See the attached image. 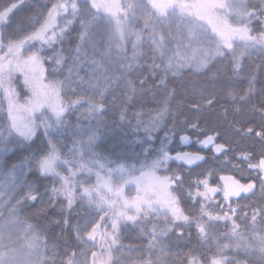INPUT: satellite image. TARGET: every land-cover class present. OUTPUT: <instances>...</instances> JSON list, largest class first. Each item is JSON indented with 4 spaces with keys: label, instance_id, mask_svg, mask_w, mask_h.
I'll use <instances>...</instances> for the list:
<instances>
[{
    "label": "snow or ice",
    "instance_id": "snow-or-ice-1",
    "mask_svg": "<svg viewBox=\"0 0 264 264\" xmlns=\"http://www.w3.org/2000/svg\"><path fill=\"white\" fill-rule=\"evenodd\" d=\"M137 10L145 18L144 29L132 32L127 21L129 14H135ZM217 12L219 14H214ZM172 17L184 23L176 26L175 33L158 32L157 28H162L163 23ZM185 17L190 19L184 20ZM74 21L80 25L77 32L79 43L74 49L69 46L58 51L56 45L70 44ZM199 21H206L207 26ZM144 30H147L146 36L141 34ZM105 35L109 36L108 47L98 49V38ZM130 35L135 36V41H132L133 55L129 59L124 42ZM142 41H150L149 52L144 54L152 60L147 66L148 76L143 75L141 64L139 48ZM173 42L175 48L167 46ZM86 46H90L94 54H99L101 60L82 55ZM249 49L261 54L260 63L254 68H242L241 59L245 54L251 56ZM49 51L52 55L46 54ZM0 52H3L0 55V91L7 100L10 120L8 138H0V158L15 149L28 153L18 165H12L8 179L20 189L21 198L17 205L30 206L31 215L37 219L35 226L27 224L25 229L30 236L26 253L11 242L5 243L0 232V264H78L76 253L69 251L71 244L58 258L57 240L74 241L85 251L91 243L93 248L102 250L100 253L92 251V264H113L111 253L120 244V234L129 223L147 238L148 250L162 245L167 247L165 238L184 242L189 250L178 254L173 264H245V261L247 264H264V87L258 93L255 87L257 83L264 84L257 79V73L264 72V0H137L136 4L124 5L119 0H54L50 7L40 4L39 0H8L6 4L0 0ZM114 56L122 58L115 68L112 64ZM69 60L73 68L91 60L93 74L87 81L89 87L80 88L76 93L80 98L65 103L61 92L76 81L70 77L64 81L56 80L55 73L61 65L67 66ZM46 61L52 63L49 76L53 79L45 76ZM213 62L230 67L232 76H246L248 87L244 95L231 90L236 84L232 77L225 78L218 67L215 72L208 67ZM185 67L201 74L192 83L193 94L198 99L192 102L186 119L173 122L171 128L164 124V137L159 140L158 147L145 148V145H155L158 137H154V133L165 117L172 115L166 105L175 98V90L169 89L168 75H175ZM17 72L23 74V83L31 93L23 103L19 102L13 87ZM132 72L136 73V78L127 79ZM93 80L98 84H93ZM80 83L84 81L81 79ZM108 85L123 88L120 96L112 93L113 108L117 100L121 105H143L149 92L164 93L156 117L147 123L138 120L135 126L136 131L144 128L143 140L137 141L141 144V153L147 151L149 156L156 158L139 169L129 165L127 178L125 166L118 165L120 185L115 187L110 178L102 179L99 172L95 185H88L84 175L90 176L94 167L104 170L115 163L88 151L94 145L98 129L65 123L66 113L84 99L81 93L89 90L91 96L86 101L85 118L103 113L107 108L104 96ZM253 93H257L255 103ZM221 98L242 103L228 109L220 104ZM218 107L224 108V112H217L215 120L205 118L206 113L216 112ZM229 113L233 117L230 122ZM172 118L178 120V116ZM221 118L228 123L232 135L222 130ZM120 119H127L123 110ZM69 131L73 137L72 147L64 153L62 148L67 145L62 137ZM84 136L87 140L83 139ZM222 136L226 137L224 142L218 143ZM236 137L239 141L233 150ZM173 143L182 147L195 144L198 150H176L173 155ZM205 150L211 156L200 154ZM230 152L238 153L246 168L232 164ZM85 156L90 159L86 160ZM209 161H215L219 169ZM169 162L176 167L172 168ZM6 163L4 160L0 167ZM229 164L237 172L248 171V182L221 177L231 183L211 187L209 178ZM162 167L171 175H157ZM196 168L201 171L196 172ZM111 172L112 169L108 168L109 177ZM30 174H35L33 179L28 178ZM194 175L198 177L195 180ZM201 176L204 178L200 179ZM130 183L137 186V194L124 197L123 185ZM102 190H106L105 195H99ZM257 190L260 203L252 205L250 215L239 207L238 200L233 201L234 197H255ZM94 192L97 195H93ZM218 193H222V203L214 202ZM182 203L186 206L183 209ZM240 220L251 229L247 238L240 230ZM220 222L227 229L223 239L234 241L232 244L219 242ZM56 228L58 233L52 231ZM44 235H51V245L47 239H41ZM193 240L205 252L215 242L211 259L190 247ZM229 247L242 250L245 260L228 258L226 250ZM46 250H50L51 255H47ZM163 252L161 248V255ZM143 264L154 262L144 260Z\"/></svg>",
    "mask_w": 264,
    "mask_h": 264
},
{
    "label": "trees",
    "instance_id": "trees-1",
    "mask_svg": "<svg viewBox=\"0 0 264 264\" xmlns=\"http://www.w3.org/2000/svg\"><path fill=\"white\" fill-rule=\"evenodd\" d=\"M8 0H3V3H7ZM54 2V0H39L40 4H47L48 6H51V3ZM136 4L137 0H127L125 1V4ZM134 19H140L142 17L139 10L135 14L130 13L129 14ZM143 18V17H142ZM141 18V19H142ZM140 19V20H141ZM145 20V18H143ZM253 27H255V24H253ZM80 28V25L78 22L73 25V31L71 33V40L70 44H64V45H56L57 50L59 51L61 47L68 48L71 46L73 49L76 47V45L79 43V40L77 39V32ZM106 32L107 29H104ZM105 36L102 38H98L97 48L98 49H105ZM144 42V41H143ZM88 50L93 53L92 48L88 49L85 48V51L88 52ZM149 52L148 48V42H144L142 44V51H141V64L143 65V75L148 76V65L152 63L151 58L146 57L144 54ZM251 56L249 57L248 54H246L242 60H241V67L248 66L249 68H254L256 65L260 63V56L261 54L256 50L250 52ZM47 55H52L51 51L46 53ZM67 53H65V56L67 57ZM88 57H92V54L88 52ZM99 55V54H95ZM100 56V55H99ZM157 62V61H156ZM227 63V62H226ZM118 67V66H116ZM209 68L212 69L213 72H215L216 68H220V73L225 78L232 77L234 81H236L235 87L231 89L232 91L238 93L239 95H244V92L247 90L248 87V81L245 75L240 76H232L231 68H225L224 65H216L215 62L212 64H209ZM45 68H46V75L48 79H53L52 76H49V73L52 72L53 66L51 61L45 62ZM207 71V69L205 70ZM78 74V75H77ZM92 66L91 64L88 65L87 63L83 64L81 68H73L72 62L69 60L67 66L61 65L60 69L55 73V79L59 81H64L69 76L73 77L74 81L76 83H73L71 85H67L64 88V91L61 92L62 96L69 100H77L80 97L76 95V93L80 92V88H88V79L89 77H92ZM119 74V73H117ZM201 77L200 73H194L192 69H186L181 74L176 76H170L168 77L169 80V89L175 90V98L169 100V111L172 113V115L166 116L162 126L159 128V130L155 133V137H158L156 140L155 145H151L152 147H158L159 146V140H161L162 136L164 135V124L166 123L169 128L172 127V123L176 122L178 123L180 120H184L187 118L189 113V109L191 108V104L194 101V99H198V96H194V89L192 87V83L197 81ZM136 73L132 72L128 74L127 79H135ZM81 79L84 81V83H80ZM257 79L258 81H264V72H258L257 73ZM149 80L151 81L152 78L149 77ZM18 89L20 92H23L22 86L17 82ZM93 84H98V81L93 80ZM158 83V81H157ZM80 85L78 87L77 85ZM100 87H104L105 85L99 84ZM108 91L105 93L104 96V103L107 105L106 110L103 113H97L93 114L91 119L85 118V113L87 112V99L91 96V91L89 90L86 93H81V95L84 97L82 102H84V105H80L75 107L73 110H71L68 113V116L65 120L66 125L70 126H77L79 125V122H81V127L84 126H91L94 129H98L97 131V138L94 142V145L90 150L93 149V151H97L100 155L105 157L106 159L110 161H115L116 163H125V164H131L136 163L137 158L139 157L138 154H140V147L141 144L138 143L136 140V136L141 134L140 131L135 130V126L138 122V120H141L142 118L148 117L150 114H152L155 110L159 109L161 107V104L159 103L163 97L164 93L163 91H157L155 93L149 92L148 93V100L143 105L136 104L135 106H131L130 104L121 105L119 100L116 101V107L113 108V95L112 93L115 92L116 96H120L123 92V88H113L111 85L107 86ZM257 93L261 89V87H264V84L257 83L256 84ZM257 93H253V102L255 103V96ZM239 103L233 101L232 99H224L221 98L220 104H223L225 108L231 109L234 106H239ZM179 108V112H178ZM124 111L126 113L127 119L121 120L120 114L121 111ZM217 112L223 113L224 108H217L216 112H210L205 114V118L210 120H215L217 118ZM173 116H178L177 121H173ZM233 117L231 113L228 115V121H232ZM239 119V117H237ZM103 121V123H100V121ZM79 121V122H78ZM221 124H222V130L227 135H232L231 130L229 129L228 123H225L223 119L221 118ZM5 126V119L4 116L0 117V131ZM239 127V125H237ZM144 138V137H142ZM226 137L222 136L220 137L217 142L223 143ZM76 139H79L77 137ZM84 140H87V136L83 137ZM193 140H195V137H192ZM63 143L67 145V147L62 148V151L64 153H67L68 148L72 145L73 137L71 135V131L65 134L64 137H62ZM237 141H239V137H236L233 141L232 148L235 150L237 148ZM39 143V141H37ZM248 144V147H253L250 143L244 142ZM171 147L173 149L172 154H175L176 150H182V151H191L195 152L198 150V146L195 144H191L187 147H182L179 143H173L171 144ZM258 148V145L255 146ZM201 155H204L206 157L211 156V153L208 151H200ZM28 155L26 151H23L21 149H15L13 151H10L6 157L1 158L2 163L4 160L7 161L6 165L3 166V169L6 171L11 170L12 165L19 164L24 156ZM232 164L237 165L241 168H246V165L241 163L242 158L238 155V153L233 154L230 152ZM209 163L212 164L214 168L219 169V165L215 161H209ZM232 164H229L223 171L217 170L214 175H212V178L214 179V182L211 181L212 185L217 186V179L218 177H232L233 179L240 180L241 183H247L248 182V176L249 172H237L233 167ZM172 168L176 167V164H170ZM196 172H200V168L195 169ZM35 174H30L29 179H33ZM254 176L255 173H252ZM195 175L193 176V179H197ZM200 179H203L204 177H199ZM12 185V184H11ZM12 190H16V204L13 208V212L8 215V212L6 211V219L8 220L5 225V230H11L16 224L15 222H19L23 225L37 224V219L34 218L31 215V207L25 206V207H19L17 205V201L21 198L19 193L20 189L19 187H15L12 185ZM43 190V189H41ZM258 191V190H257ZM221 196V195H220ZM243 196V194H242ZM218 198V197H217ZM62 199V198H61ZM236 198H233V201ZM240 207L244 209L245 212L252 211V205H259L260 198L258 196L255 197H249L247 199L239 198ZM1 200V199H0ZM217 200L216 198L214 201ZM242 201V202H241ZM3 203V199L0 201ZM218 203H221L220 200H217ZM186 206L182 203L181 208H185ZM4 211H0V215L2 217L5 216ZM187 214V213H186ZM11 217V219L9 218ZM13 222V223H11ZM238 222H241L238 221ZM13 226V227H10ZM52 231L59 232V229L56 228ZM219 233H220V243L224 244L227 243L229 240L223 239V233L227 231V229L224 228L223 222H220L219 227ZM17 238L19 239V235H17ZM41 239H47L49 245L53 243L51 235H44L41 237ZM167 247H164L163 245L160 247H157V252L154 253L152 250H148L147 248V238L142 237L139 229L135 228L131 225V223L128 224V227L121 232L120 234V244H117L112 253V260L113 264H143L144 260H151L156 264L158 257L159 262L158 264H173V261L177 259L178 254L186 253L189 250V247L185 246L184 242H177L175 239L169 240L168 238H165ZM57 247L56 252L59 254L58 258L63 255V252L65 248H68L69 244H71V247L69 248L70 252L76 253V259L78 261V264H90L92 262V251H96L98 247L93 248L91 243L88 245V250L85 251L84 247L82 245H77L74 241H64V240H57L55 241ZM215 242H213V247L209 251H204L203 249H200L199 246L196 244V241L193 240L190 247H195L198 251L201 252L202 255L206 256L208 259H211L212 254L215 252ZM121 245H123L121 247ZM161 248H163L164 252L163 255H161ZM47 255H51L50 250H46ZM237 255V254H236ZM239 256V255H237ZM66 259V257H65Z\"/></svg>",
    "mask_w": 264,
    "mask_h": 264
},
{
    "label": "rangeland",
    "instance_id": "rangeland-1",
    "mask_svg": "<svg viewBox=\"0 0 264 264\" xmlns=\"http://www.w3.org/2000/svg\"><path fill=\"white\" fill-rule=\"evenodd\" d=\"M125 1L127 0H119V3L121 5H124L125 4ZM189 2H194V0H189ZM205 2H207V0H205ZM225 2H227V0H225ZM50 7V6H49ZM214 14H219L218 12L217 13H214ZM103 15V13H102ZM142 17H140L141 19ZM144 18V17H143ZM134 19L132 18L130 15H129V19L127 21V27L128 29H130L132 32H141L142 29H144V23H145V20L144 19ZM187 19H190L189 17H185L184 20H187ZM184 23V21L182 20H177L175 19L174 17L166 20L163 25H162V28H157V31L160 32V31H163L164 33H168V32H173L175 33V29H176V26L178 25H182ZM199 23L201 24H205L207 26V22L206 21H199ZM76 24V21L73 22V25ZM209 27V31H211V28L210 26ZM143 36H146L147 34V30H144L142 33H141ZM108 40H109V36L106 35L105 37V49H107L108 47ZM132 41H135V36L134 35H130L127 37V39L125 40V52H126V55L127 57L130 59L133 55V49H132ZM144 42L142 41L141 42V46L139 48V51L141 53L142 51V44ZM150 43V41H148V44ZM237 44L239 43V41L236 42ZM168 47L170 48H175L176 45L175 43H171V44H168L167 45ZM86 48L88 49H91L90 46H86ZM252 51H256L255 49H249V52H252ZM88 52L90 54H92V57H94L95 60L97 61H100L101 60V56L99 55H95L94 53H91L89 50ZM87 51H83L82 52V55H87L88 54ZM3 52H0V55H2ZM142 55V54H141ZM246 55V54H245ZM88 56V55H87ZM122 58L121 57H116L114 56V59L112 61V64L114 66V68L116 66H119L117 64L118 61H121ZM242 60V59H241ZM88 65L91 64V60H88L86 62ZM157 63H160L159 60H157ZM84 63H81L79 66H77L76 68H81V66L83 65ZM44 68H45V65H44ZM186 69H191L189 67H185V68H181L180 71L178 73H176L175 75H173L172 73H169L168 77L170 76H176V75H179L181 74L184 70ZM45 76L47 77L46 75V68H45ZM71 79H74L73 77L69 76ZM68 77V78H69ZM48 78V77H47ZM23 74L20 73V72H17L14 74V79H13V87L15 88L16 90V93H17V96L19 98V102L23 103L24 100H26L30 95L31 93L29 92L28 88L24 85L23 83ZM22 86V89H23V92H20L19 89H18V83ZM109 86V85H108ZM61 97H62V100L66 103L68 101H71L69 99H66L62 96L61 94ZM80 105H84V102H80L79 104L76 105L77 106H80ZM167 107H169V103L166 105ZM8 103H7V100L4 98V93L3 91H0V117L1 116H4V119H5V126L4 128L0 131V138H8L9 136V126H10V120H9V117H8ZM158 110V109H157ZM157 110H155L152 114H150L148 117L146 118H142V120L147 123L149 122L150 120H152L153 118L156 117L157 115ZM69 113V112H68ZM68 113H66V118L68 116ZM66 120V119H65ZM79 122V121H78ZM81 122H79V126H81L80 124ZM162 123L163 121L161 122V124L158 126V128H160L162 126ZM139 131L141 132V134L137 135L136 136V140L140 141V140H143L142 137H144L145 133H144V128L141 127L139 129ZM156 133V132H155ZM155 133H154V137H155ZM164 135L162 136L161 140L163 139ZM72 147V145H71ZM70 147V148H71ZM145 148H149V147H152L150 145H145L144 146ZM141 149V147H140ZM89 152H92V153H96V154H99L97 153V151H93L88 149ZM145 157H148L147 161L145 160ZM156 157L153 155V156H149L148 155V152L145 151L143 153H141L140 151V154H139V157L137 158V162L136 163H131V164H125V163H112L110 165H108L104 170H101L99 167H94L93 168V172L90 176H88V174H84L86 177H87V182H88V185H95L97 183V176H96V173L99 172V175L102 179L104 180H107V179H111V183L112 185L115 187V186H118L120 185V175L121 173L117 170V166L118 165H124L125 166V172H124V175H125V178H127V172H128V166L131 165V166H134L136 169H139L142 167V165H144L146 162L150 163L152 159H155ZM85 159H90L89 156H85ZM108 160V159H107ZM110 161V160H109ZM0 163H2V160L0 158ZM171 164V162H169ZM108 168H111L112 169V172H111V176L109 177V173H108ZM10 171V170H9ZM9 171H6L3 169V167H0V199L2 200L3 199V203L0 202V211H4L5 213V216L2 217L0 215V232L3 233L4 235V242L5 243H8V242H11L13 244V246H15L16 248L18 249H21L22 251H24L25 253L27 252V241L28 239H30V236L29 234L26 232V227L27 225H23L21 223H19L18 221L15 222V226H10V227H13L11 228V230H5L3 228H5L6 226H9L8 225H5L6 222L8 221L6 219V211L8 212V215L10 216V214L14 211L13 208L15 207V204H16V190H12V185H11V182L10 180L8 179V173ZM145 171H147V169H145ZM157 175H171L170 172H166L165 168H160L157 173ZM136 175L138 176L139 175V172L136 173ZM223 177H227V176H223ZM195 180V179H193ZM211 181L214 182V179L212 178V176L209 178V184L211 187H217V186H223L225 185L226 183H231L230 180H226V179H221V177H218L217 179V183L218 185L215 186V185H212ZM201 190H203V186H201ZM80 193H78L79 195ZM106 194V190H102L99 192V195H105ZM137 194V186L135 184H124L123 185V195L124 197H134L136 196ZM93 195H97V193H93ZM107 195H112L111 193H107ZM221 195V196H220ZM244 195V194H243ZM259 198V191H257V195ZM218 197V198H217ZM115 198V197H113ZM217 199V200H220L221 203L223 202L222 200V193H218L217 196H215L213 199ZM0 200V201H1ZM217 200H215L214 202L218 203ZM238 200V204H239V198H236L234 201ZM242 202V201H241ZM234 207H236L237 205L234 203L233 204ZM239 207H240V204H239ZM13 210V211H12ZM249 213V215L251 214V211L247 212ZM131 214V213H129ZM11 219V217H9ZM259 220V218H258ZM13 223V222H11ZM240 223L241 225V231L245 233V237L247 238V233H249L251 231V229L247 226V224L241 220V222H238ZM250 223V221H249ZM17 235H19V239L17 238ZM234 241L232 240H229L227 243L228 244H232ZM152 251L154 253L157 252V248L155 249H152ZM102 252V250L98 247L97 249V253H100ZM237 252L239 253L237 256ZM226 256L228 258H235L237 260H241V261H244L245 260V256H244V253L242 250H237V249H234L232 247H229V249L226 250ZM82 264H84V262H82ZM92 264V262L90 263ZM245 264H247V262L245 261Z\"/></svg>",
    "mask_w": 264,
    "mask_h": 264
},
{
    "label": "flooded vegetation",
    "instance_id": "flooded-vegetation-1",
    "mask_svg": "<svg viewBox=\"0 0 264 264\" xmlns=\"http://www.w3.org/2000/svg\"><path fill=\"white\" fill-rule=\"evenodd\" d=\"M217 195H218V194H217ZM217 195H216V196H217Z\"/></svg>",
    "mask_w": 264,
    "mask_h": 264
}]
</instances>
